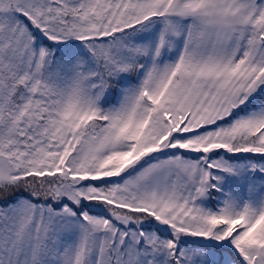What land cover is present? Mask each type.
Masks as SVG:
<instances>
[{"label": "snow or ice", "instance_id": "1", "mask_svg": "<svg viewBox=\"0 0 264 264\" xmlns=\"http://www.w3.org/2000/svg\"><path fill=\"white\" fill-rule=\"evenodd\" d=\"M0 264H264V0H0Z\"/></svg>", "mask_w": 264, "mask_h": 264}]
</instances>
